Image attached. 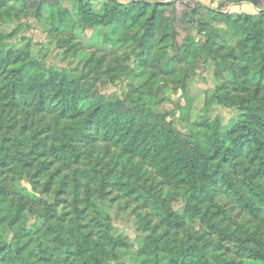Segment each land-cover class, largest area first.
Masks as SVG:
<instances>
[{
    "label": "rangeland",
    "instance_id": "1",
    "mask_svg": "<svg viewBox=\"0 0 264 264\" xmlns=\"http://www.w3.org/2000/svg\"><path fill=\"white\" fill-rule=\"evenodd\" d=\"M24 1L33 4L0 3V247L22 231L32 248L45 251L40 264L71 262L72 242L55 239L57 224L76 226L103 245L102 264H167L194 242L208 264H252L237 249H264V211L248 216L214 188L211 200L194 203L170 227L163 217L182 210L191 187L166 180L165 170L113 143L87 141L82 118L25 105L4 88L21 64L41 63L74 81L87 100L119 104L176 133L201 159L223 132L252 122L264 104V0H88L97 15L114 5L156 7L111 35L102 25L83 31L74 0ZM44 3L60 9L62 26ZM246 33L255 43L260 38L256 47ZM253 56L263 58L252 62ZM57 150L75 151L78 161L60 162ZM248 159L234 160L229 174L264 200V180L253 179ZM49 213L56 215L50 225ZM12 215L18 220L10 225ZM155 240L156 260L145 255Z\"/></svg>",
    "mask_w": 264,
    "mask_h": 264
},
{
    "label": "trees",
    "instance_id": "2",
    "mask_svg": "<svg viewBox=\"0 0 264 264\" xmlns=\"http://www.w3.org/2000/svg\"><path fill=\"white\" fill-rule=\"evenodd\" d=\"M17 1L24 5L33 4L24 0ZM74 1L79 14L78 23L83 31L102 25L110 29V35L122 29L128 30L131 25L135 26L140 21L139 18L147 15L148 12L153 15L156 13L155 6L133 3L125 7L124 11L114 5L110 6L103 15H97L92 11L88 0ZM43 9L49 13L56 10L60 17L59 24L63 25L64 21L59 15V8L50 7L44 3ZM118 9L120 11H116ZM135 12H138L136 16L133 15ZM150 26L148 30L153 34L154 25L150 24ZM246 38V43L252 44V47L259 44L260 38H257L256 43L249 33H246ZM255 50L258 49L255 48ZM261 58L263 57L253 56L251 61H259ZM261 63V68L264 69V59ZM1 64L0 70L3 69ZM4 93L11 96L19 94L25 105L35 102L39 109L48 107L51 113L71 114L73 117L82 118L78 124H81L83 137L87 141L113 143L122 147L125 153L139 157L150 166L165 170L166 180L191 187V196L182 210L163 217L170 227L178 225L183 216L185 217L190 212L194 203L201 202L204 198L211 200L214 188L230 198L248 216H255L264 211V200L260 194L244 180L233 179L229 174L234 160L244 157V159L249 158V162L254 166L253 179L264 180V104L262 103L256 107L259 115H255L252 122L223 132L221 138L212 146L209 155L196 159L176 133L147 122L131 109H124L119 104L94 103L87 100L84 92L77 87L74 81L64 75L53 73L41 63L29 61L13 70L12 79L10 78L5 85ZM48 99L50 102L46 104ZM52 153L64 163L72 162L76 156L75 151L57 150ZM77 161L78 157H75L73 162ZM4 200L7 199L4 198ZM10 211L11 208L8 212ZM55 218V213H49L45 222L50 225ZM14 219L18 220V215H12L8 219L10 225ZM53 229L56 240L63 236L72 242L71 247L74 253L70 254L71 262L67 257L64 263L62 262L63 264H75V260L81 258L86 259L80 264H102L101 259L106 252L105 247L85 237L78 227L54 224ZM31 242L28 233L19 232L10 245L5 244L0 247L2 264H40L39 258L42 254L45 255V251L41 247L40 249L39 247L32 248ZM153 243L150 244L151 248L145 255L153 256L156 260L155 250L157 249L154 246L157 241ZM237 252L242 259L251 261L252 264H264V249L250 248L243 244ZM93 253L95 255L90 257L89 254ZM167 264H208V257L204 249L194 242L170 255Z\"/></svg>",
    "mask_w": 264,
    "mask_h": 264
}]
</instances>
